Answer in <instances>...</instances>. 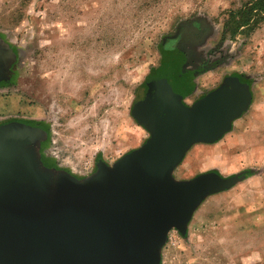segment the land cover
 Instances as JSON below:
<instances>
[{
	"label": "rangeland",
	"instance_id": "1",
	"mask_svg": "<svg viewBox=\"0 0 264 264\" xmlns=\"http://www.w3.org/2000/svg\"><path fill=\"white\" fill-rule=\"evenodd\" d=\"M249 1L0 0V228L78 204L138 264H264V22L224 33Z\"/></svg>",
	"mask_w": 264,
	"mask_h": 264
},
{
	"label": "water",
	"instance_id": "2",
	"mask_svg": "<svg viewBox=\"0 0 264 264\" xmlns=\"http://www.w3.org/2000/svg\"><path fill=\"white\" fill-rule=\"evenodd\" d=\"M195 127L211 129L210 124L202 121L196 122ZM147 191H153L152 186L147 187ZM76 205L68 208L59 234H56L57 224L22 237L10 232L11 223L1 226L0 264L139 263L136 250L138 238L129 220L120 221L107 216L100 218L94 214L89 216L78 210ZM0 214L5 219L9 217V211L5 214V207L0 208ZM145 258L144 264H147L149 254Z\"/></svg>",
	"mask_w": 264,
	"mask_h": 264
},
{
	"label": "trees",
	"instance_id": "3",
	"mask_svg": "<svg viewBox=\"0 0 264 264\" xmlns=\"http://www.w3.org/2000/svg\"><path fill=\"white\" fill-rule=\"evenodd\" d=\"M224 23L225 35L233 38L254 31L264 22V0H250L240 9L230 10Z\"/></svg>",
	"mask_w": 264,
	"mask_h": 264
}]
</instances>
